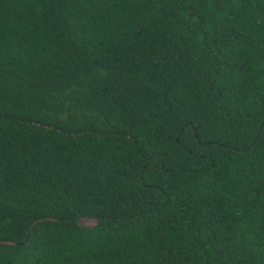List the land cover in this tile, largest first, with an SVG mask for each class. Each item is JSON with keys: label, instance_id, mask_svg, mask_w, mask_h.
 I'll return each instance as SVG.
<instances>
[{"label": "trees", "instance_id": "16d2710c", "mask_svg": "<svg viewBox=\"0 0 264 264\" xmlns=\"http://www.w3.org/2000/svg\"><path fill=\"white\" fill-rule=\"evenodd\" d=\"M0 264H264V0H0Z\"/></svg>", "mask_w": 264, "mask_h": 264}]
</instances>
